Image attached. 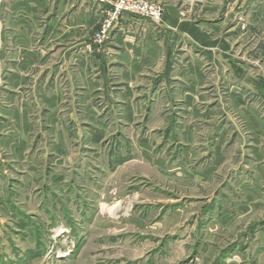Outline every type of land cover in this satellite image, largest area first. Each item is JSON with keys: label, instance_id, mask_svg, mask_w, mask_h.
Wrapping results in <instances>:
<instances>
[{"label": "rangeland", "instance_id": "1", "mask_svg": "<svg viewBox=\"0 0 264 264\" xmlns=\"http://www.w3.org/2000/svg\"><path fill=\"white\" fill-rule=\"evenodd\" d=\"M90 1L0 0V264H264V0Z\"/></svg>", "mask_w": 264, "mask_h": 264}, {"label": "built area", "instance_id": "2", "mask_svg": "<svg viewBox=\"0 0 264 264\" xmlns=\"http://www.w3.org/2000/svg\"><path fill=\"white\" fill-rule=\"evenodd\" d=\"M98 3L108 7L107 17L103 22L97 38H103L112 24L119 21L125 15L148 20H161L165 14V8L157 0H97Z\"/></svg>", "mask_w": 264, "mask_h": 264}, {"label": "crops", "instance_id": "3", "mask_svg": "<svg viewBox=\"0 0 264 264\" xmlns=\"http://www.w3.org/2000/svg\"><path fill=\"white\" fill-rule=\"evenodd\" d=\"M94 1L97 4V6L99 7V9H101L103 11V13H106L108 7L106 5H103V4L98 3L97 0H91L90 2L93 3ZM146 20L147 19L137 18V17H133V16H130V15H125L123 17V20L122 21H123V24H130L132 26H134V25L146 26L145 25Z\"/></svg>", "mask_w": 264, "mask_h": 264}]
</instances>
